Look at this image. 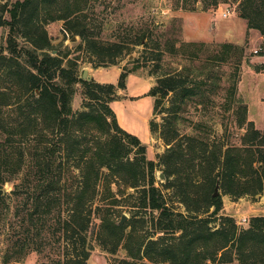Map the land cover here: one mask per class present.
Listing matches in <instances>:
<instances>
[{
    "label": "trees",
    "instance_id": "trees-1",
    "mask_svg": "<svg viewBox=\"0 0 264 264\" xmlns=\"http://www.w3.org/2000/svg\"><path fill=\"white\" fill-rule=\"evenodd\" d=\"M240 5L249 28L264 35V0H242ZM87 7L88 0H0V29L9 32L0 53L5 82L0 85V188L12 183V194L27 206L23 232L3 243L0 264L42 253L48 244L45 231L57 235L62 247L40 264H88L95 243L90 235L93 207L104 181L139 193V208L160 213L157 235L172 236L150 240L142 256L144 243L136 227L126 233L125 227L102 219L96 245L107 254L117 255L124 243L133 259L154 264H264V216L253 217L250 227L240 230L232 217L221 215L222 198L212 192L219 184L233 200L264 196V131L250 123L239 147H212L196 138H188L184 145L178 139L176 116L199 91L187 87L184 77L190 76L165 73L149 96L155 98V112L173 94L168 113L173 119H165L161 137L169 148L158 164L147 161V146L121 128L109 107L118 101V91L126 89L130 72L121 74L118 85L86 81L79 63L69 60L49 39L46 25L62 21L67 34L80 37L79 49L94 57L97 68L116 65L127 48L121 42L104 44L91 37ZM185 69L195 77L213 74L208 63ZM78 88L86 110L75 112ZM150 128L154 135L160 126L151 121ZM157 168L166 176L163 187L173 190L195 215L173 217L157 187ZM3 206L8 208L0 197ZM211 209V220L221 218L217 228L202 218ZM178 232L182 235L176 239Z\"/></svg>",
    "mask_w": 264,
    "mask_h": 264
},
{
    "label": "rangeland",
    "instance_id": "rangeland-1",
    "mask_svg": "<svg viewBox=\"0 0 264 264\" xmlns=\"http://www.w3.org/2000/svg\"><path fill=\"white\" fill-rule=\"evenodd\" d=\"M15 1L23 0H13ZM241 2L242 0H88L85 13L91 37L104 44L121 42L127 48L126 54L114 66L97 68L94 57L85 49H79L80 37L75 36L77 39L74 40V37L64 31V22H51L46 25V30L52 45L61 53H67L69 60L77 61L80 75L87 72L90 81L118 85L121 74L124 71L130 72L126 89L118 91V101L110 103L109 107L115 113L121 128L138 137L147 146V161L158 164L169 148L161 137L163 125H167L165 119H173L168 114L173 105V94L154 112L157 104L148 92L165 73L190 76L184 77L188 81L187 87L199 91L198 97L189 101L176 116L178 139L185 142L184 145L188 138H196L208 142L212 147H239L250 123L256 129L264 131V35L259 30L249 28L248 20L242 17L244 10ZM8 33V29H0V53L6 46ZM140 41L143 44L135 45ZM230 45L232 48L225 47ZM55 52L52 53L53 56L56 55ZM205 63L212 65V77H195V74L188 73L185 69H197ZM3 77V69L0 67V85L5 83ZM73 110H86L81 88H78L74 98ZM244 112L246 119L240 124ZM151 121H156L160 126L154 135L150 128ZM135 154L133 152L131 157ZM161 169L157 168L155 171L157 187L162 191L173 217L179 214L185 217L195 215L186 210L173 190L163 187L167 180L161 179ZM24 174V171L20 172V176ZM201 175L199 173L200 177ZM108 184L105 181L100 184L94 203L90 235L95 243L88 264H121L123 261L154 264L144 258L133 259L124 243L114 256L96 245L102 219L119 224L123 216L127 217L122 225L126 233L137 228V236L144 243L142 256L150 240L161 237L165 240L172 239L168 234L157 235L156 224L160 213L139 208V193L122 184ZM14 188L12 183H6L0 188L3 191L0 197H4L8 206L0 208V255L8 237H16L23 232V217L27 206L12 194ZM219 196L223 201L221 215L232 217L240 230L248 229L253 217L264 216V196L233 200L221 187ZM212 212L213 209L202 218L208 219L212 228H217L221 225V218L214 222L215 219L211 220L209 217ZM48 218L50 217L46 221ZM181 235L182 232H178L173 237L177 239ZM43 237L48 244L42 253L33 252L22 261L11 264H40L61 251L57 235L45 231Z\"/></svg>",
    "mask_w": 264,
    "mask_h": 264
},
{
    "label": "water",
    "instance_id": "water-1",
    "mask_svg": "<svg viewBox=\"0 0 264 264\" xmlns=\"http://www.w3.org/2000/svg\"><path fill=\"white\" fill-rule=\"evenodd\" d=\"M77 38L76 37H74V40H76ZM56 53V52H55ZM83 79L84 80H86V81H90V78L88 77V74H87V72H84L83 73ZM161 179H163V180H165L166 179V176L163 174V173H161ZM219 184H217L216 185V188H215V191H214V194H213V196L214 197H218L219 196ZM3 194V191H0V196ZM126 220H127V217L126 216H123L122 217V220H121V222L119 223V225H123L125 222H126Z\"/></svg>",
    "mask_w": 264,
    "mask_h": 264
},
{
    "label": "built area",
    "instance_id": "built-area-1",
    "mask_svg": "<svg viewBox=\"0 0 264 264\" xmlns=\"http://www.w3.org/2000/svg\"><path fill=\"white\" fill-rule=\"evenodd\" d=\"M227 15H225V17H226Z\"/></svg>",
    "mask_w": 264,
    "mask_h": 264
},
{
    "label": "crops",
    "instance_id": "crops-1",
    "mask_svg": "<svg viewBox=\"0 0 264 264\" xmlns=\"http://www.w3.org/2000/svg\"><path fill=\"white\" fill-rule=\"evenodd\" d=\"M149 92H150V91H149ZM149 92H148V93H149Z\"/></svg>",
    "mask_w": 264,
    "mask_h": 264
}]
</instances>
